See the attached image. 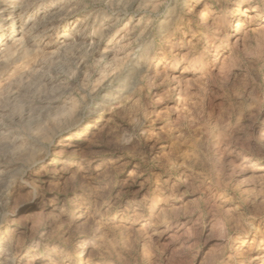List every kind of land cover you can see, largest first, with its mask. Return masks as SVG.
<instances>
[{"label": "rangeland", "instance_id": "rangeland-1", "mask_svg": "<svg viewBox=\"0 0 264 264\" xmlns=\"http://www.w3.org/2000/svg\"><path fill=\"white\" fill-rule=\"evenodd\" d=\"M18 1L0 264H264V0Z\"/></svg>", "mask_w": 264, "mask_h": 264}, {"label": "bare ground", "instance_id": "bare-ground-1", "mask_svg": "<svg viewBox=\"0 0 264 264\" xmlns=\"http://www.w3.org/2000/svg\"><path fill=\"white\" fill-rule=\"evenodd\" d=\"M12 1H13V3L8 5L9 6L8 11L10 9H12L10 11H13V10H20L22 8V6H20V2L18 0H12ZM5 10H7V9H5ZM19 15L21 16V14H19ZM17 16L18 15H15V17H17ZM48 22H49V18L43 17L41 24H40V22H36L32 26H29V28H27V30H25V32L22 33L19 37L17 36L15 38H13L11 40V44L12 45H18L21 43L22 45L27 46L30 42H35L38 39V37L43 33V32H39V31H42ZM7 26H8V24H5V26L3 27V29L0 32L1 33L7 32V30H8ZM2 34H0V36H2ZM2 40H3V37H2ZM7 49L0 47V58L1 59L3 58V55L5 54ZM174 79H176V78H174ZM263 258H264V256H263ZM255 260H257V258H255ZM249 264H252V263H249Z\"/></svg>", "mask_w": 264, "mask_h": 264}]
</instances>
